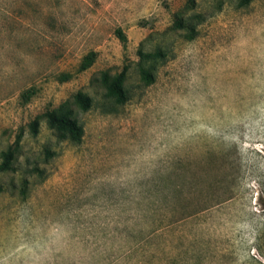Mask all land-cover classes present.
Returning <instances> with one entry per match:
<instances>
[{
  "label": "rangeland",
  "instance_id": "374dc122",
  "mask_svg": "<svg viewBox=\"0 0 264 264\" xmlns=\"http://www.w3.org/2000/svg\"><path fill=\"white\" fill-rule=\"evenodd\" d=\"M241 1L0 0V264H264V0ZM67 101L80 143L43 117Z\"/></svg>",
  "mask_w": 264,
  "mask_h": 264
},
{
  "label": "trees",
  "instance_id": "16d2710c",
  "mask_svg": "<svg viewBox=\"0 0 264 264\" xmlns=\"http://www.w3.org/2000/svg\"><path fill=\"white\" fill-rule=\"evenodd\" d=\"M253 0H242L241 5L247 6ZM175 29L186 28L184 21L181 18H177L174 25ZM142 59H154L159 54L157 53H143L140 52ZM95 55L91 54L84 64V68L91 67L95 61ZM127 68H125L120 74L111 77L108 73L102 75V83L107 88L108 95L115 98L118 103L124 104L129 100L127 91L124 89V83L126 81ZM143 80L147 85L154 83V76L146 70L142 72ZM74 103L83 111H88L92 107V100L82 92H78L74 96ZM48 124V127L53 130L56 135L62 140H70L74 143L82 142L84 138V128L80 125L79 121L74 117L73 110L70 107V103L67 101L60 105L57 109L48 111L43 116ZM40 119L37 118L31 123L30 128L34 135L38 134ZM15 158V152L11 148L4 154V161L0 165V171L6 172L12 170V163Z\"/></svg>",
  "mask_w": 264,
  "mask_h": 264
}]
</instances>
